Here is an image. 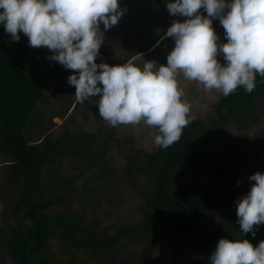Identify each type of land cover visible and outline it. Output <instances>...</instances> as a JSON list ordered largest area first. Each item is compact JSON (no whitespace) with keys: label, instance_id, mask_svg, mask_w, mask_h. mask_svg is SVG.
Listing matches in <instances>:
<instances>
[{"label":"trees","instance_id":"trees-1","mask_svg":"<svg viewBox=\"0 0 264 264\" xmlns=\"http://www.w3.org/2000/svg\"><path fill=\"white\" fill-rule=\"evenodd\" d=\"M20 37L13 41L0 23V153L8 158L0 182L4 205L0 247L3 245L10 264H70L57 259L52 249L54 239L59 240L63 252L86 245L93 253L94 264H115V248L126 238L144 237L148 244L138 262L126 260L124 264H150L157 241L176 243L182 251L195 252L198 264H211L209 257L223 238L247 239L254 246L264 240V224L254 229L255 237L251 232L244 236L240 232L236 201L249 192L241 182L246 161H230L237 146L223 132L224 127L236 121L245 128L249 121L259 120L258 106L264 104V76L256 74L251 93L238 86L228 96H220L213 105L215 115L210 122L189 119L178 141L167 149L159 147L146 154L138 166L149 184L139 208L144 218L140 224L124 225L109 234L105 229L97 231L84 225V217L78 212L49 214L52 205L68 199L43 200L40 187L43 165L50 159L78 156L94 166L107 156L110 143L120 140L111 131L100 150H94L99 154L97 160L92 152L91 141L96 137L93 133L44 135L39 144L27 138L25 131L35 118V109L49 102V96L42 77L44 47H31L23 32ZM151 44L148 41L144 48L136 49L122 64L141 66L143 52ZM223 143L229 145V150L221 155ZM252 154L264 168V130L256 137ZM128 158L125 173H132L136 166L130 155ZM190 171L205 174L208 179L180 187L182 177ZM215 214L221 219L212 227L209 221Z\"/></svg>","mask_w":264,"mask_h":264},{"label":"clouds","instance_id":"clouds-1","mask_svg":"<svg viewBox=\"0 0 264 264\" xmlns=\"http://www.w3.org/2000/svg\"><path fill=\"white\" fill-rule=\"evenodd\" d=\"M167 8L187 19L167 30L165 38H174L175 47L156 70L152 61L143 67L97 64L100 25L107 31L118 23L124 14L119 0H0V23L13 41L23 32L31 47L48 48L49 60L74 71L68 83L76 88L77 102L99 95L105 121L116 126L143 120L158 127L155 144L167 149L189 123L191 106L181 99L178 74L224 96L238 86L251 93L256 74L264 76V0H175ZM213 19L220 20L226 43L218 44ZM221 55L226 63L218 60ZM249 179L255 183L236 201L237 222L243 236L255 237L254 229L264 224V173ZM209 258L211 264H264V240L254 246L247 239L223 238Z\"/></svg>","mask_w":264,"mask_h":264},{"label":"rangeland","instance_id":"rangeland-1","mask_svg":"<svg viewBox=\"0 0 264 264\" xmlns=\"http://www.w3.org/2000/svg\"><path fill=\"white\" fill-rule=\"evenodd\" d=\"M175 0H119V6L124 10L118 23L105 31L100 25L98 36L103 43L97 57V64L107 63L110 66L122 64L136 49L144 48L151 41L149 49L143 52L141 67L146 61H152L154 70L159 65L167 64V56L175 47L172 37L165 38V34L173 22H184L183 16H172L167 4ZM200 13L207 16L203 8ZM212 26L219 37L218 44L226 43L225 30L219 19H213ZM51 50L44 47V70L42 77L49 96V102L39 104L33 115L35 118L26 129L27 138L39 144L44 135L57 137L65 131H85L95 134L91 141L93 155L95 149L100 150L109 133L114 130L115 137L120 141L110 143L107 156L96 165L89 166L84 157H56L43 165L42 182L40 187L43 200H56L67 197L68 201H58L48 209L49 214L72 211L84 217L83 224L97 231L105 229L109 234L115 233L124 225L140 224L144 218L139 208L144 201L145 188H149L146 178L138 172V166L145 161L147 153L156 151L157 135H161L158 127L149 126L145 121L138 124H118L112 126L99 116L98 100L100 96L89 97L83 103L76 100V88L68 83V77L74 74L57 61L48 57ZM221 63H226L223 56H218ZM178 85L183 90L182 101L191 107L188 119H202L206 123L214 117V103L223 95L219 90L208 91L204 85L189 80L182 73L177 76ZM76 102L78 103L74 108ZM260 118L257 122L249 121L245 128L234 122L223 128L228 140L236 144L237 148L231 152L230 161H246L243 167L241 182L250 191L255 181L249 179L257 172L264 173V168L254 159L252 150L256 137L264 130V104H259ZM39 114L42 115L39 118ZM229 145L223 143L220 147L221 155L227 153ZM133 159L135 168L132 173H125V166ZM7 156L0 153V182L7 163ZM257 165V166H256ZM205 174L190 171L182 177L180 187L207 180ZM68 182L66 185L65 183ZM4 205L0 198V228L3 227L2 211ZM221 219L215 214L209 223L213 227ZM148 244L144 237L126 238L116 246L115 264H124L130 260L138 262L143 250ZM52 249L59 260L70 264H94L93 253L86 245L70 247L63 252L58 239L52 242ZM176 259V261H175ZM0 264H10L8 255L0 247ZM150 264H198L195 252L179 249L176 243L168 245L157 241Z\"/></svg>","mask_w":264,"mask_h":264}]
</instances>
